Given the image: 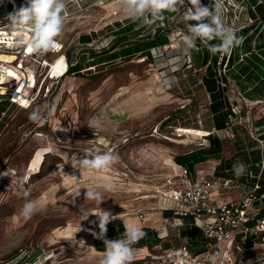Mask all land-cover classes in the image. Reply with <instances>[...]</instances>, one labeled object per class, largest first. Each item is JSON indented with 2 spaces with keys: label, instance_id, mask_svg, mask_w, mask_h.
<instances>
[{
  "label": "rangeland",
  "instance_id": "obj_1",
  "mask_svg": "<svg viewBox=\"0 0 264 264\" xmlns=\"http://www.w3.org/2000/svg\"><path fill=\"white\" fill-rule=\"evenodd\" d=\"M11 1L2 3L13 7ZM65 2L64 27L55 50L38 54L26 47L0 45V94L17 103L0 114V264H98L103 252L97 251L95 241L100 240L102 211L115 217L107 228L115 220L124 227H154L149 233L154 238L166 228V239L157 245L143 251L134 247L132 264H168L162 245L178 249L186 245L179 237L184 227L170 226L163 215L169 211L166 192L181 184L171 175L174 158L216 148L219 158H210L209 163L230 160L236 144L245 145L250 138L234 127L235 142L222 133L203 141L212 126L204 71L195 69L185 51L152 52L149 59L132 55L88 67L92 57L112 49L116 23H131L132 32L140 28L143 35L153 24L124 16L119 0ZM10 13L0 19V36L17 39L20 34L6 25ZM23 35L29 37L27 32ZM84 35L91 37L90 43L80 42ZM124 39V45L135 42L134 36ZM67 54L74 64H81L80 73H67ZM12 64L17 65L13 68L21 83L4 70ZM225 75L230 99L241 102L238 91L243 85L238 86L243 82L233 80L232 70ZM13 88L25 93L23 99L10 94ZM46 103L54 104L55 111L32 122L29 113ZM252 105L253 111L259 110L260 104ZM198 115L202 128L194 130ZM108 151L117 156L112 166L80 169L78 160L85 154ZM105 182L113 190L104 192L100 205L85 200L86 188L99 189ZM27 201H33L37 211L25 220L20 210ZM84 213L87 219L81 220Z\"/></svg>",
  "mask_w": 264,
  "mask_h": 264
},
{
  "label": "built area",
  "instance_id": "obj_2",
  "mask_svg": "<svg viewBox=\"0 0 264 264\" xmlns=\"http://www.w3.org/2000/svg\"><path fill=\"white\" fill-rule=\"evenodd\" d=\"M202 3L210 7L220 5L224 23L232 27L238 36L243 37L240 46L230 55L210 53L208 47L199 39H196L193 47H189L184 37L189 34L188 24L196 22L184 21L180 13L166 12L164 14L166 18L163 21L158 20V24L164 25L160 31L167 42L153 48L151 53L185 51L191 56L195 51L201 55L217 56L216 65L209 60L202 70L205 74L206 68L212 67L215 84L222 91L223 97L229 101L230 112L223 129L217 130L212 127L210 132H204L206 133L204 136L222 133L234 140L232 129L238 126L244 127L250 140L255 142V146L250 150L257 151L260 158L244 163L248 166L251 175L246 173L240 177L242 181L236 178L233 170H225L229 174L228 177H217L216 165L207 169L202 167L195 171L194 176L187 168L181 165L174 166L181 184L179 188L166 192L168 197L166 204L169 205L166 210L171 211L172 214L165 217L164 222L172 227H178L182 225L181 219H190L192 221L190 225L195 226L202 234L203 249L195 255L185 246L177 250H167L170 261L168 264H211L209 257L217 253L219 254L217 264H264V216H261V210L264 208V191H261L264 187V124H256L253 118L247 124L242 115V107L230 101L229 81L225 75L231 55H238L240 60L247 55L243 51L244 43L253 32L255 36L249 41V46L252 52L257 53L256 39L264 36V19L261 18L258 8H264V0H202ZM188 7L190 5L186 4L181 12ZM243 32L245 35H241ZM151 33H156L155 27ZM2 40L3 43L0 45L7 46V40ZM210 43L218 44L219 41L214 40ZM207 97L210 104L208 94ZM9 98L13 100L12 97ZM252 104H260L259 112L264 115V100ZM252 104L249 105V109H252ZM196 122L198 127L202 128L203 119L200 115L197 116ZM214 186H218L221 190L217 196L213 194ZM227 191L241 192V199L226 202L223 196ZM169 219L173 220V223H170Z\"/></svg>",
  "mask_w": 264,
  "mask_h": 264
},
{
  "label": "clouds",
  "instance_id": "obj_3",
  "mask_svg": "<svg viewBox=\"0 0 264 264\" xmlns=\"http://www.w3.org/2000/svg\"><path fill=\"white\" fill-rule=\"evenodd\" d=\"M2 2L3 0H0V3ZM186 4L190 7L181 12ZM119 5L123 15L127 18L132 20L143 18L148 24L155 23L157 20L163 21L166 18L164 15L166 12L180 13L184 21L196 22L188 24L189 34L184 37L186 45L193 47L196 39H199L212 54L230 55L243 42V37L238 36L232 27L224 23L219 4L210 7L204 5L202 0H119ZM65 11V0H25L24 5L6 17L9 21L6 24L8 28L13 34H20L13 46L26 47L38 54L55 50L59 47L57 38L63 31ZM25 32L29 33L28 38L23 35ZM214 40H218L219 43L211 44L210 42ZM54 111L55 105L46 103L42 107L33 109L29 113V119L38 123L44 118L45 112L51 115ZM78 162L80 169L99 171L116 163L117 156L111 151L96 155L85 154ZM233 172L237 179L246 173L251 175L248 172V166L240 161L233 165ZM19 183L22 187L23 180ZM111 190H113V185L105 182L99 189L94 186L86 188L84 197L85 200L95 201L100 205L104 201V192ZM76 196H80V191L76 193ZM36 211L35 203L27 201L22 206L20 215L27 220ZM87 216L84 213L81 220L87 219ZM98 216L100 234L97 238L102 239L105 246L98 264H132L135 255L133 245L146 236L144 229L136 224H127L122 238L106 239V226L115 217L107 211H102V214ZM209 259L211 264H217L219 254L211 255Z\"/></svg>",
  "mask_w": 264,
  "mask_h": 264
},
{
  "label": "trees",
  "instance_id": "obj_4",
  "mask_svg": "<svg viewBox=\"0 0 264 264\" xmlns=\"http://www.w3.org/2000/svg\"><path fill=\"white\" fill-rule=\"evenodd\" d=\"M13 4V7L10 6L8 2H4L0 4V19L4 17V14L7 12H13L23 3L25 0H13L10 3ZM264 8H258V12L262 19H264ZM133 22H137L134 20ZM131 23L128 24H120L116 23L117 28L115 29L114 37L116 38L115 41H112L111 46L112 49L108 50L99 57H92V63H89L88 67L98 65L100 63H107L118 58H125L132 55H140L142 57H146L147 59L152 57L151 50L159 45H163L167 42V39L162 32L160 31L161 27L158 24V20L155 23H152L153 26L150 29L149 33L143 35V30L140 28L136 31L132 32V25ZM156 28V33L152 34L151 30ZM241 35H245V32L241 33ZM134 36L133 41L135 42H128L127 44H123L124 38ZM145 36V37H144ZM255 33L253 32L248 39L245 40L244 43V53L246 56L240 57L238 55H231L228 59V71L232 70L234 73V77L238 80V78L244 76L246 80V84L250 85V90L247 91L246 95L250 97L252 100L256 99L257 97H264V36H259L256 39L255 48L257 53L251 51V47L249 46V41L253 39ZM141 38V39H140ZM122 39V40H121ZM80 42L82 44H88L91 42V37L89 35H84L80 37ZM117 45L115 46V44ZM118 47V48H117ZM191 58L193 62V66L195 69H202L210 60L213 65L217 63V56H209L208 54H198L197 52L191 53ZM67 60L69 69L67 71L68 74H76L80 73L83 69L80 63L74 64L71 56L67 54ZM240 60V61H239ZM203 80V87L206 93L210 97V104L208 105L209 112L212 116V124L213 126L210 127L209 130L211 131L212 127L216 128L217 130L223 129L225 124L228 120V113L229 104L227 99L223 97V93L220 89L217 88L214 80V72L211 66L206 68V72L202 78ZM242 89H246V86L243 85ZM10 96V95H9ZM8 95L0 94L1 102H0V114L4 111L5 107L8 106H16L17 104L10 100ZM185 111V110H184ZM183 112V111H182ZM259 125L264 124V116L260 120H258ZM194 130H199L197 123L194 125ZM241 143V142H240ZM242 145V146H241ZM236 144V153L230 160H223L220 162L218 167H216L215 175L217 177H228L229 174L225 172V170H233V165L240 161L243 163H248L250 160L256 161L260 158L259 153L254 150H250L255 146V142L252 140H247L246 144ZM245 146V147H243ZM216 150V151H215ZM214 151L211 149L206 148H199L191 152H187L181 155H177L174 158V162L177 165H181L193 175L194 174V167L201 162L207 161L210 158H219V149L215 148ZM238 180L242 181V178ZM264 191V187L262 190ZM171 211H164V217L171 216ZM261 216H264V208L261 210ZM184 221V229L180 231L179 237L185 240L186 245L185 247L192 253L197 254L202 251L203 249V238L201 232L195 227L191 226V220L188 218H183ZM108 234L105 237L106 239H117L122 238L125 227L121 220L112 221L108 225ZM167 236L164 237H157L154 238L153 236H149L147 241L140 240L139 245L136 243L133 247L141 248L147 244L148 246L152 247L157 245L161 240L166 239ZM189 239V240H188ZM191 239V240H190ZM165 247L166 250H177L178 248H171L169 244L162 245ZM95 248L99 252H104L105 246L103 244V240H96L95 241Z\"/></svg>",
  "mask_w": 264,
  "mask_h": 264
},
{
  "label": "crops",
  "instance_id": "obj_5",
  "mask_svg": "<svg viewBox=\"0 0 264 264\" xmlns=\"http://www.w3.org/2000/svg\"><path fill=\"white\" fill-rule=\"evenodd\" d=\"M262 9V8H261ZM261 13H264V11H262ZM199 54V53H198ZM229 72V71H228ZM227 77V76H226ZM234 81H236V82H240V80H241V82H243V84L241 83H239V86L238 87H240V85H244V86H246V89H244V90H239L238 92L240 93L239 95H241V98H240V100H241V102H239V99H237V100H235V101H232V99H230V101H232V103H234V104H236L235 102H239L238 104L242 107V102L245 104V107H242V115H243V117H244V120L247 122V124L249 123V121H251L252 120V118L255 120V123L256 124H258L259 125V123H258V120H260L261 118H262V116H264V115H261L260 114V112H259V110L258 111H253V109H249V103H254V102H258V101H261V100H264V97H261L260 99H251L250 97H248L247 95H246V93H247V91H249L250 90V85H247L246 84V80H245V77L244 76H242V77H240V78H238V80L236 79V78H234L233 79ZM229 81V80H228ZM241 87H243V86H241ZM228 101V100H227ZM229 102V101H228ZM229 104V103H228ZM212 126H213V124H212ZM239 127V129L243 132V135L244 134H246L247 136H248V134H247V131H246V129L244 128V127H241V126H238ZM204 132V131H203ZM208 132H210V131H208ZM204 134H206V133H204ZM204 134H203V141H205V140H207L208 138H209V136H212L213 138H216L215 136L217 135V134H219V133H212V134H210V135H207V136H204ZM231 134H233L234 136H235V138H236V135H235V133L233 132V130L231 131ZM240 134V133H239ZM245 135V136H246ZM223 136L224 137H227V138H229V136L227 135V134H223ZM229 139H231V138H229ZM248 139H249V137H248ZM233 142H235V139L233 140V139H231ZM250 140V139H249ZM236 149V148H235ZM234 153H236V150H235V152ZM222 160L221 159H219V161L217 162V163H209V160H207V161H204V162H201L200 164H198V165H196L195 167H194V173H195V171L196 170H198V169H201L202 167H204L205 169H207V168H209V167H211V166H213V165H216V167L220 164V162H221ZM175 165H177L175 162H174V160H173V162H172V165H171V175H172V178H179V177H177V175H176V173H175V168H174V166ZM192 176H194V174L192 175ZM180 179V178H179ZM180 181H181V179H180ZM175 188H178V186L176 187L175 186ZM172 189V188H171ZM213 194L214 195H218L220 192H221V190L219 189V187L218 186H214V190H213ZM241 196H242V194H241V192H238V191H227L225 194H224V196H223V199L226 201V202H230V201H236V200H240L241 199ZM180 224H182V225H180L179 227H181V226H183L184 227V221H183V219H181L180 220ZM139 227H141V228H146L145 229V232H146V236L144 237V238H142L143 239V241H147V239L149 238V236H151L149 233H151L154 229V227H151V228H147V226H139ZM156 230V229H155ZM157 233V232H156ZM152 234V233H151ZM159 234H160V236L161 237H164L166 234H167V230H166V228H164V232H162V230L159 232ZM141 239V240H142ZM148 245L147 244H145V246H143V247H141L140 249H141V251H143L144 249H145V247H147ZM150 247V246H149ZM144 248V249H143Z\"/></svg>",
  "mask_w": 264,
  "mask_h": 264
},
{
  "label": "bare ground",
  "instance_id": "obj_6",
  "mask_svg": "<svg viewBox=\"0 0 264 264\" xmlns=\"http://www.w3.org/2000/svg\"><path fill=\"white\" fill-rule=\"evenodd\" d=\"M10 36V35H9ZM8 36V34H5V36H3V38H2V36H0V43H3V40L2 39H4V40H7V43H8V45H14V41L16 40L14 37H9ZM26 57H27V55H26ZM57 62V61H56ZM59 63H61V61H58V64ZM17 67V65L15 64H12L11 65V67H9V68H5L4 67V70L7 72V73H9L8 75L10 76V77H12L13 79H15V80H17V81H20V83H21V81H22V79H21V77H20V75H18L17 74V72H16V70H14V68L13 67ZM59 66H60V64H59ZM16 85H19V84H16ZM19 88H21V87H19ZM24 90V89H23ZM25 90L27 91V88L25 87ZM11 95H14V97H15V99L16 100H21V99H23V97H24V92L23 91H20L19 89H14L13 88V90H12V93H10ZM11 97V96H10ZM15 103V102H14ZM17 104V103H16ZM198 133V132H197ZM126 216H128V215H126ZM129 221H131L130 219H128ZM136 221H137V219H135ZM133 223V222H132ZM68 233V232H67ZM68 235V234H67Z\"/></svg>",
  "mask_w": 264,
  "mask_h": 264
}]
</instances>
